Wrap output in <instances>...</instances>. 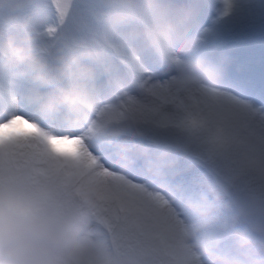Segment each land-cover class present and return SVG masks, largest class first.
Masks as SVG:
<instances>
[{"label":"clouds","instance_id":"9594fccd","mask_svg":"<svg viewBox=\"0 0 264 264\" xmlns=\"http://www.w3.org/2000/svg\"><path fill=\"white\" fill-rule=\"evenodd\" d=\"M40 2L0 0V67L31 81L25 101L70 128H89L122 170L142 167L166 193L176 223L168 239L186 264H264V121L228 98L225 66L199 54L194 22L172 0H78L69 26L49 38L48 25L28 15ZM112 42L166 77L163 87L141 93V74L112 67ZM124 93L168 124L116 115L109 105ZM181 160L205 170L198 193L177 182ZM0 264L93 259L60 200L34 205L0 195Z\"/></svg>","mask_w":264,"mask_h":264},{"label":"snow or ice","instance_id":"6c2138e0","mask_svg":"<svg viewBox=\"0 0 264 264\" xmlns=\"http://www.w3.org/2000/svg\"><path fill=\"white\" fill-rule=\"evenodd\" d=\"M49 5L55 22L46 33L53 38L81 6L78 0H49ZM111 47L123 72L142 75L141 93L163 87L166 77L140 68L139 57L118 42ZM228 98L264 121V108L239 95ZM139 105V96L124 93L109 107L145 125L168 124L165 116L156 120L154 110L141 111ZM0 195L34 205L60 200L69 223L82 230L93 264H186L168 239L176 223L166 193L145 177L140 165L122 170L91 142L89 128H70L44 116L8 87L0 88Z\"/></svg>","mask_w":264,"mask_h":264},{"label":"rangeland","instance_id":"374dc122","mask_svg":"<svg viewBox=\"0 0 264 264\" xmlns=\"http://www.w3.org/2000/svg\"><path fill=\"white\" fill-rule=\"evenodd\" d=\"M172 3L181 15L194 22L197 35H204L211 24L218 26L213 46L202 55L211 53L218 57L216 61H227L233 71L225 69V90L231 92L237 87L243 93L240 98L264 108V0H228L227 3L226 0H172ZM28 15L48 26L55 22L49 0H41L36 7L29 9ZM12 34L20 33L13 30ZM241 58L243 66L239 63ZM110 63L115 70L123 72L117 58L112 57ZM4 87L24 96L32 84L30 80L0 67V88ZM179 171L177 182L189 192L195 194L202 189L207 175L204 169L181 160Z\"/></svg>","mask_w":264,"mask_h":264},{"label":"bare ground","instance_id":"6f19581e","mask_svg":"<svg viewBox=\"0 0 264 264\" xmlns=\"http://www.w3.org/2000/svg\"><path fill=\"white\" fill-rule=\"evenodd\" d=\"M217 27H218L217 25H212L211 24V25H209V28L204 32V35H200V36H202L201 37L202 38V43H201L200 47L198 48L199 54L202 55V54H205V53L209 52L210 49H208V48L213 46V44L215 42V39L217 38V36H216L217 33H218ZM207 57H209L210 59H212L214 61H216L218 59V57H216L215 55L213 56L211 53H208ZM243 61L244 60L242 58L239 60V63L241 64V66H243V64H244ZM223 64L225 66V69H230V67L228 66L227 61L223 62ZM236 73H238V71ZM240 92L243 95L241 90L239 91V93ZM231 93L234 94V95H239L240 96V94L237 92V90H231Z\"/></svg>","mask_w":264,"mask_h":264}]
</instances>
